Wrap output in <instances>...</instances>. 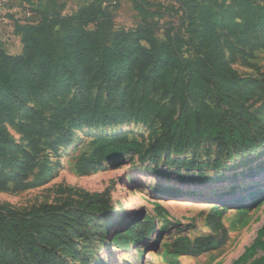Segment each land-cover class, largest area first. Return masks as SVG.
Returning a JSON list of instances; mask_svg holds the SVG:
<instances>
[{"label":"rangeland","instance_id":"rangeland-1","mask_svg":"<svg viewBox=\"0 0 264 264\" xmlns=\"http://www.w3.org/2000/svg\"><path fill=\"white\" fill-rule=\"evenodd\" d=\"M210 2L11 0L8 5L0 6V45L10 55L20 54L23 26L45 16H68L94 5L100 11L94 21L54 27L57 51L65 31L72 26L97 33L104 45L112 42L117 31L145 26L152 29L159 41H165L170 32L179 33L186 42H179L176 50L179 55L191 58L194 52L189 42L197 43L194 39L200 35L202 26L196 14L188 16L187 13L193 3ZM220 33L229 67L236 77L244 79L242 98L235 95L223 100V90L216 91L212 86L183 99L153 91L148 96L160 100L174 114L200 101L221 107L228 117L233 116L232 121L240 118L254 132L256 137L247 147L235 144L228 149L202 140L177 152L171 141L164 138L153 154L143 158L127 155L82 175L75 171V165L80 155L89 151L95 136L128 133L151 145L166 132V126L158 118H144L139 110L123 104L126 88L133 86V81L124 79L116 85L114 81L90 84L87 80H74L70 88H46L36 98L27 97L24 91H15L0 106V139L7 140L0 157V205L26 213L51 204L57 206L58 215L76 210L85 214L72 213L70 220L61 221L60 231L50 227L37 230L38 241L44 247L41 255L47 257L42 264H169L167 258L173 244H192L198 237L213 235L206 225V216L211 211L221 215L227 237L218 247L199 256L174 257L182 264H233L254 242L264 223V182L244 181L255 176L264 164V48L244 56L248 47L240 43L242 33ZM255 36L264 38V31L258 29L246 34L250 41ZM97 97L108 106L105 108L102 104V110L95 114L91 111L75 114L52 136L31 140L26 136L28 131L21 128L34 123L35 117L45 124L55 110L68 107L75 98L81 106L86 98H91V105L94 104ZM184 160L201 166L183 168L174 163ZM205 163L220 166L205 167ZM184 176L192 179L185 180ZM253 189H258L255 196L249 195ZM93 202L103 204L106 212L97 215L89 207ZM145 217L151 220L152 227L146 238L126 244L113 241L128 222ZM263 254L264 247L241 264H250ZM28 257L24 243L0 245V264H27Z\"/></svg>","mask_w":264,"mask_h":264},{"label":"trees","instance_id":"trees-1","mask_svg":"<svg viewBox=\"0 0 264 264\" xmlns=\"http://www.w3.org/2000/svg\"><path fill=\"white\" fill-rule=\"evenodd\" d=\"M99 12L94 5H89L72 15L45 16L34 24L23 26L20 54L10 55L0 45V106L15 91H24L27 97L36 98L46 88H70L74 80H87L89 83L114 81L117 85L129 79L134 85L126 88L123 104L139 110L144 118H158L166 126V132L151 145H146L143 140L131 137L128 133L95 136L90 142L89 151L82 153L77 160L75 171L78 174H87L98 165L120 160L127 155L143 158L153 154L164 138L171 141L177 152L202 140H210L228 149L235 144L247 147L252 143L256 136L247 122L240 118L232 121L233 116L228 117L219 106L200 101L174 114L160 100L149 98L148 93L161 92L163 96L183 99L185 95L212 86L216 91L223 90V100L235 95L242 98L244 79L236 77L235 71L229 67L222 51L220 32L226 31L230 35L242 33L240 43L248 47L244 56L263 49L264 38L255 36L250 41L246 34L258 29L264 31V0H230L228 4L217 0L204 4L193 3L187 15L196 14L202 30L194 39L196 44L189 42L194 52L191 58L179 55L176 50L178 43L185 41L179 33L170 32L165 41H159L152 29L145 26L115 32L109 45H104L97 33L72 26L65 31L62 46L57 51L58 42L53 38L54 27H64L72 22L80 25L92 22ZM226 43L232 45L230 41ZM235 51L231 49V53ZM75 101L76 98L68 107L61 106L55 110L45 124L39 122L35 113V122L21 128L28 131L26 136L31 140L52 136L61 130L62 123L75 114L90 111L95 114L102 110V104L105 108L108 106L100 97L92 105L91 98L83 100L81 106ZM6 145L7 140L0 139V157ZM174 163L183 168L201 166L189 160ZM203 166L218 168L220 165L205 163ZM263 169L264 164H261L254 175ZM183 179L191 180L192 177L184 176ZM257 193L258 189H253L249 195L255 196ZM89 207L97 215L106 212L100 202H93ZM57 213V206L51 204L26 213L0 205V245L7 243L18 246L24 243L29 253L27 264H42L47 257L41 255L44 247L38 241L37 230L50 227L60 231L61 221L70 220L72 213L85 216L81 210L63 215ZM58 217L61 219L58 220ZM206 225L213 235L198 237L192 244H173L171 255L167 258L169 264H182L174 257L199 256L218 247L227 237V229L219 213L211 211L206 216ZM151 231V220L148 217L135 219L128 222L124 231L119 232L113 241L125 244L137 242L146 238ZM263 247L264 223L254 242L245 248L233 264H241ZM250 264H264V254Z\"/></svg>","mask_w":264,"mask_h":264},{"label":"bare ground","instance_id":"bare-ground-1","mask_svg":"<svg viewBox=\"0 0 264 264\" xmlns=\"http://www.w3.org/2000/svg\"><path fill=\"white\" fill-rule=\"evenodd\" d=\"M251 180L259 181L260 184H262L264 182V169L260 173H258L257 175L253 176L252 178H247V180L244 182H250L251 183L252 182Z\"/></svg>","mask_w":264,"mask_h":264},{"label":"built area","instance_id":"built-area-1","mask_svg":"<svg viewBox=\"0 0 264 264\" xmlns=\"http://www.w3.org/2000/svg\"><path fill=\"white\" fill-rule=\"evenodd\" d=\"M11 0H0V6H6L10 3Z\"/></svg>","mask_w":264,"mask_h":264}]
</instances>
